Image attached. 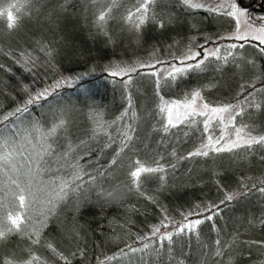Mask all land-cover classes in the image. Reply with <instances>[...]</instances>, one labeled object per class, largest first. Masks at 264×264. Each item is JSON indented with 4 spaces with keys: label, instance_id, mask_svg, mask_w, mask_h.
Here are the masks:
<instances>
[{
    "label": "trees",
    "instance_id": "trees-1",
    "mask_svg": "<svg viewBox=\"0 0 264 264\" xmlns=\"http://www.w3.org/2000/svg\"><path fill=\"white\" fill-rule=\"evenodd\" d=\"M16 2L0 0V10ZM87 3L28 0L15 29L0 18V152L15 163L0 162V222L25 218L0 240V264H264V144L215 151L227 148L223 127L227 137L239 126L247 138L264 136L263 46L223 38L231 18L179 0H156L139 46L120 44L114 29H94L99 13H87ZM209 47L217 55L199 62ZM192 54L188 67L157 78ZM197 91L207 107L232 105L233 114L169 125L168 104ZM60 119L66 126L49 138L56 143L37 171L41 133ZM136 161L163 171L134 183ZM109 167L113 178L93 187L90 177ZM117 183L119 203L96 195ZM168 233L171 243L160 239Z\"/></svg>",
    "mask_w": 264,
    "mask_h": 264
},
{
    "label": "rangeland",
    "instance_id": "rangeland-1",
    "mask_svg": "<svg viewBox=\"0 0 264 264\" xmlns=\"http://www.w3.org/2000/svg\"><path fill=\"white\" fill-rule=\"evenodd\" d=\"M87 1V5L85 6V10L87 13L96 14L101 12L106 13V22L102 24H98V19L95 20L94 23V29L95 30H105L109 31L114 29V32L118 34V36L124 37L126 42H122L120 44H133L135 46H139L140 44V37H141V30L142 25L140 24L139 27H136L133 22H130L127 18L130 14H136V16H139V13H137V8L141 4V0H85ZM171 1H177V0H171ZM179 3L185 4L184 0H179ZM192 3L199 4L201 7H190L189 8L194 10H202L206 12H224L231 10L230 5H235V7L239 10H246L236 5V2L233 0H192ZM158 12H162V7L157 8ZM149 11V10H148ZM156 12V11H155ZM248 13V17L240 16L239 24H237V17L228 16L234 21V29L227 34H224L223 38L231 39L232 41L238 40V41H245V40H252L260 43V40L255 38L262 35L260 29L264 28V19L261 20L260 23H256L254 20L262 17L261 13H255L251 12L249 10H246ZM148 13V12H147ZM146 17L144 18L145 22ZM251 24V26H249ZM118 25V26H115ZM145 25V24H144ZM223 28V27H222ZM239 28V31L237 30ZM246 35L247 39H237V35ZM235 42V41H234ZM235 44V43H233ZM261 44V43H260ZM264 48V44H261ZM249 47H252V45H249ZM236 47H232L233 50H235ZM242 48V46H241ZM218 49L215 47H209L206 48L203 51V55L198 59L199 62L204 61L208 58H213L217 55ZM211 53H216L215 55H212ZM195 57V54H192L188 57H185L181 60L184 61L182 63H179L178 65H172V66H166L161 69H159L157 78H162V76L169 74L170 72L176 71V69H183L184 67H188L191 64V58L189 57ZM264 59V54L262 55ZM130 61H137L135 59H127ZM241 62V61H239ZM122 72V71H120ZM119 72V73H120ZM199 93L198 91L193 94L192 97L185 99V100H179V101H173L172 103L168 104L167 106V119L169 121V118H171L172 123L176 124L177 122H181L185 120L187 117L195 116L197 114H205L204 121L209 123L214 118L221 119L223 121H227L230 116L233 114L234 107L231 112L229 113H220V112H213L212 108L205 107L200 93L198 96L195 94ZM229 106V105H228ZM232 106V105H231ZM226 107V106H224ZM219 109V108H218ZM195 113V114H193ZM223 118V119H222ZM227 124V122H225ZM222 128V126H221ZM225 128L223 127L222 131L220 132L218 139L221 140V146L227 147L233 143V141H237L239 138L248 139L244 134V128L243 126L237 127L230 135L229 137L225 134ZM222 136L224 139L222 140ZM26 148L25 152L28 153L30 149ZM11 150V149H10ZM14 162L10 160V163L7 165H10L11 167L14 166ZM15 167V166H14Z\"/></svg>",
    "mask_w": 264,
    "mask_h": 264
},
{
    "label": "snow or ice",
    "instance_id": "snow-or-ice-1",
    "mask_svg": "<svg viewBox=\"0 0 264 264\" xmlns=\"http://www.w3.org/2000/svg\"><path fill=\"white\" fill-rule=\"evenodd\" d=\"M27 2H28V0H17L16 3L10 4L9 8L0 10V18H6L7 27L9 29H15L19 25L20 8L23 7ZM154 3H156V0H141V4L137 8V13H139V16H136V14H130L127 19L130 22H133L136 27H139L140 24L144 23V18H145L146 14L149 10L150 5L154 4ZM184 3L190 7H201V5H199V4L192 3V0H184ZM229 7L231 10L227 11L225 14L228 16L237 17V24H239L238 17H240V16L248 17V13L246 12V10H244V11L239 10L235 7V5H230ZM106 15H107L106 13L101 12V14L98 17V24H102V23L106 22ZM249 26H251V24H249ZM237 30L239 31V28ZM260 31H261L262 35L259 37H255V38L259 39L261 44H264V28H261ZM236 38L237 39H247V36L240 34V35H237ZM231 47H236V46L232 45ZM262 51H264V49H262ZM211 54L215 55L216 53H211ZM196 55H199V53H196ZM189 58L194 59L195 57L192 56ZM196 66L199 67V63ZM121 71L124 72V74H127L126 71H124V70H121ZM176 71H180V69H176ZM119 74H120L119 72H113L112 73V75H119ZM46 94H47V90L39 93L37 98L43 97ZM195 95L198 96L199 93H196ZM32 102L33 101L31 99L28 101V103H32ZM205 107H207V105H205ZM233 107L234 106L229 105V106L219 108V109H212V111L213 112H220V113H229L232 111ZM257 107H259V106H257ZM26 110H27L26 108L17 109V111H26ZM162 111H163V109H162ZM193 114H195V113H193ZM201 114H203V113H201ZM237 115H239V113H237ZM5 119H7V117H5ZM231 119L234 120L235 116H232ZM0 123H2V121H0ZM168 124L173 126V127L175 126V125H173L171 118H169ZM65 126H66V121L64 119H60L59 122L54 123L50 129L41 133V139L38 141L39 149L36 152V156L34 158V163L36 164V170L37 171H39L41 169V166L47 162L45 160V157L50 156L52 154L53 144L56 143V141L53 140L52 143H48L49 138L55 137L57 134V131L60 129H64ZM38 131H39V129H38ZM125 139L129 140V139H131V137H128L126 135ZM253 144H264V136H260L258 138L257 137H250L248 139L239 138L237 141H233V143L231 145L227 146L226 149L225 148H215V151H218V152L224 151V150L231 151L233 148H237V147H240L242 145H247V146L251 147V145H253ZM6 146H7V141H5L4 145L0 146V148L6 147ZM204 148L205 149L209 148V145H204ZM71 150H72V148L70 145L69 146V152ZM69 152H65L63 155L65 157H67ZM11 155H12L11 152H0V162H2V164H9ZM116 155L118 156L119 153H117ZM195 155L207 156L208 151H197L195 153ZM115 163H116V161L113 160L112 164H115ZM76 167L78 168V165ZM80 171H82V170L78 168V171L76 173V179H80ZM157 171H163V169L160 167H156V168L148 167V166H145L142 162L136 161L135 165H134V170H131L129 175L132 178L134 183H138L142 173H151V172H157ZM112 178L113 177L111 174L110 167L104 168V169L98 170V172L95 176L90 177V183L93 185V187H95L96 186L95 182L97 181V179H99V181L101 182V185H102L103 182L110 180ZM77 187L79 188L80 186L78 185ZM63 191H64V189L61 188V192H63ZM260 191L264 192V188H261ZM22 192H23V190H21V194L18 196V199H19L20 205L24 206L25 196L22 194ZM96 195H97V192H96ZM97 196H99V195H97ZM99 197L101 198V196H99ZM233 198L234 197L231 195L226 197L227 200H232ZM102 200H104V199H102ZM210 218L211 217H209V219ZM23 219H25V218H23L19 214L12 215L10 213L7 216V222L8 223L0 222V240L5 239L6 235L8 233H11V232L17 231V230H21ZM202 222L203 221H201V220H196L195 222L184 225L183 227L178 229V233L184 232L185 229L195 230L197 225L201 224ZM159 230H160L159 227L155 228L153 230V234L158 233ZM160 239L161 240H167L169 243H171L172 242V234L168 233L167 235H162L160 237ZM144 247L147 248V247H149V245L145 244ZM134 251H136V250H134ZM27 264H32V261H28Z\"/></svg>",
    "mask_w": 264,
    "mask_h": 264
},
{
    "label": "clouds",
    "instance_id": "clouds-1",
    "mask_svg": "<svg viewBox=\"0 0 264 264\" xmlns=\"http://www.w3.org/2000/svg\"><path fill=\"white\" fill-rule=\"evenodd\" d=\"M97 195L109 203H119L124 198V191L120 184H113L109 188L97 186Z\"/></svg>",
    "mask_w": 264,
    "mask_h": 264
},
{
    "label": "flooded vegetation",
    "instance_id": "flooded-vegetation-1",
    "mask_svg": "<svg viewBox=\"0 0 264 264\" xmlns=\"http://www.w3.org/2000/svg\"><path fill=\"white\" fill-rule=\"evenodd\" d=\"M236 5L255 13H261L262 17L255 19L256 23H260L264 19V0H233Z\"/></svg>",
    "mask_w": 264,
    "mask_h": 264
}]
</instances>
